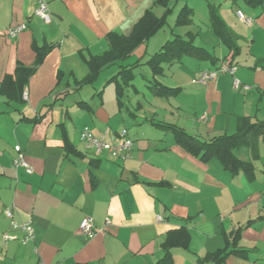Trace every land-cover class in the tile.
Masks as SVG:
<instances>
[{"label":"crops","instance_id":"crops-1","mask_svg":"<svg viewBox=\"0 0 264 264\" xmlns=\"http://www.w3.org/2000/svg\"><path fill=\"white\" fill-rule=\"evenodd\" d=\"M44 1L49 24L35 15L37 0H0V88L6 76L14 78L17 66L35 65L36 48L51 47L25 85L26 98L8 101L0 93V264H207L206 256L226 247L245 254L228 256L223 264H264V139L241 153L240 158L253 165L250 179L242 173L231 175L215 158L199 161L170 130L174 126L208 141L235 133L241 118L264 121V68L256 63L264 64V5L250 8L239 2L242 9L232 0H204L207 30L226 52L217 58L196 46L210 57H184L164 65L163 75L155 80L179 92L156 96L148 88L153 75L146 63L179 35L171 31L172 38L166 36L159 48L161 38L150 46L165 25L123 62L102 66L91 82L87 62L109 51L110 33L131 37L148 11L161 18L165 8L157 0ZM188 1L183 6L193 11L192 23L175 27L182 6L173 29L193 26L195 12ZM209 4L238 37L234 57L209 25ZM238 11L252 23L239 22ZM236 20L241 32L227 26ZM18 25L25 29L16 39L8 38L7 31ZM242 43L249 44L244 54ZM149 46L154 52H148ZM222 62L236 67L233 76L221 75L205 85L195 82ZM121 67H134V79L119 105L112 78L119 81ZM141 67L150 71L151 78L144 80L152 97L133 104L130 92L140 94L134 81ZM234 79L249 90L234 89ZM110 85L114 103L104 99ZM85 127L109 143L127 131L133 144L129 158L120 161L85 151L79 140ZM15 146L33 174L12 169ZM6 209L16 223L31 222L32 243L20 242L22 234L11 230ZM85 219L100 230L90 240L79 232ZM105 221L110 224L105 226ZM182 226L189 234L188 248L171 246L162 261L168 233ZM5 232L16 239L3 245Z\"/></svg>","mask_w":264,"mask_h":264},{"label":"trees","instance_id":"trees-1","mask_svg":"<svg viewBox=\"0 0 264 264\" xmlns=\"http://www.w3.org/2000/svg\"><path fill=\"white\" fill-rule=\"evenodd\" d=\"M233 3L244 2L250 8H257L264 5V0H232ZM157 5L165 8V13L161 18L156 17L152 12L145 13L143 18L135 25L133 34L129 38H124L116 33L108 35L110 49L104 57L91 59L87 62L91 75L88 81L91 82L98 74L100 68L104 65H114L121 63L128 58L133 49L142 42L149 39L156 32H158L164 25L166 17L171 12L172 3L168 0H157ZM209 25L213 33L220 39V41L231 51L234 57L238 51V37L230 32L223 21L217 14L215 6L209 4ZM193 11L186 5L180 10L177 15L175 27H185L192 23ZM195 35L191 32L186 33L185 36L174 35L173 38L167 41L158 52L152 55L147 61V66L150 68L153 79L148 82V88L156 96H173L177 95L178 89H167L155 80V77H160L164 72V65H172L178 63L184 57H195L197 59H206L210 55L205 50L196 47L193 44ZM51 49V47L36 48V63L33 67L26 68L17 66L14 78L6 76L0 88V93L11 101L13 97L23 99L22 93L24 91L27 81L35 72L37 67L41 64L44 56ZM257 65L264 68L263 62L257 60ZM133 68L121 67L118 77L112 78L115 85L117 102L121 105V97L126 87L131 86L134 79ZM172 131L175 141L185 148L188 152L193 154L203 163H207L210 159H217L223 166L224 170L231 175L242 173L248 178L254 177L253 165L250 161L242 160L239 155L245 151L254 149L259 139H264V121H252L249 118H241L238 121L235 133L231 135H223L214 137L208 141H200L181 129L172 126ZM92 182L95 180L92 177ZM189 234L186 227L182 226L175 231H171L167 235L165 242V255L162 261L166 260L169 255L171 246H178L181 248H188ZM245 251L236 249L234 247L221 249L213 254L206 256L203 261L207 264H223L228 256H243Z\"/></svg>","mask_w":264,"mask_h":264},{"label":"built area","instance_id":"built-area-1","mask_svg":"<svg viewBox=\"0 0 264 264\" xmlns=\"http://www.w3.org/2000/svg\"><path fill=\"white\" fill-rule=\"evenodd\" d=\"M35 15L40 18L45 24L51 22V16L48 12L47 4L44 0H37V9ZM236 17L239 21L246 25L252 23V19H249L238 11ZM25 29V25H18L12 27L7 31V36L10 39H16L18 35ZM236 72V67L225 62H222L215 70L209 72H203L199 75L195 81L199 84L205 85L209 81L216 79L221 75L233 76ZM234 89H242L244 91L249 90L248 86L240 84V82L234 79ZM23 98H26V94H23ZM113 143L106 141V136L96 137L88 128H83L79 133V140L83 145V148L87 152L93 153L95 156L106 155L114 160L124 161L129 158V154L132 149V141L128 138L127 131H122L120 134L114 137ZM14 157L12 159V169L15 171L22 170L26 175L33 174V169L26 161L24 154L19 146L13 148ZM4 216L10 221V228L13 231H20L22 236L20 242L24 245L32 243L34 241V229L31 222L16 223L13 220V213L10 209L4 211ZM157 221H161L160 217H157ZM110 224L109 221H105V226ZM79 232L88 240L94 238V236L100 232L94 227L93 222L90 219H85L79 226ZM16 238L9 234H2V244L6 245Z\"/></svg>","mask_w":264,"mask_h":264},{"label":"rangeland","instance_id":"rangeland-1","mask_svg":"<svg viewBox=\"0 0 264 264\" xmlns=\"http://www.w3.org/2000/svg\"><path fill=\"white\" fill-rule=\"evenodd\" d=\"M186 1L187 0H177L176 1V3L173 6V12L170 15H168L166 18L165 27L150 40V46L152 45L153 42L157 41V39L161 38V40L156 45V48H159V46H160L159 44L164 42L163 40L166 36H169L168 37L169 39L172 38L171 31H173L174 34L183 35L185 31L190 30L191 32L197 34L195 39H194V42H193L195 46H204V48H206L209 52L214 54L217 58H222L221 52L223 53L225 51V49L221 45L217 44L216 37L211 32H209L207 30L208 13L206 11V7H205L206 5L204 3V0H189L188 1V6L192 7L194 12H195V15L193 18V26H191L189 29H187V28H174L173 29L175 17L177 15V13L179 12V10L181 9V7L186 3ZM174 2H175V0H172V4ZM237 4L242 9H245V7L242 3L238 2ZM157 13H159V10ZM237 20L235 21V23H233V22L228 23L227 26L230 29H232L233 31L241 32L243 30V27L240 24H238ZM239 22H241V21H239ZM242 24H244V23H242ZM248 45L249 44H247V43L240 44L241 50L243 52L242 54H244L246 52V50L249 48ZM150 46H149L148 52L149 53L154 52L151 50ZM156 50H158V49H156ZM241 58H242V56L238 57V62H241ZM113 72H115V71H113ZM109 75H110V72L103 74L100 77V81L104 82L106 77ZM144 77H146V80H148L151 78V74H150V71L148 70V68L141 67L137 70L135 81H134V85L138 89L140 94L134 95L132 92H130L133 104H135L137 100L146 102V100H149L152 97L148 92V89L146 87L147 82L144 80ZM101 88L102 87H100L99 90H101ZM109 98L114 103V91H113L112 85H110L104 89V99L106 101H109ZM241 156H242V154L239 155V157H241Z\"/></svg>","mask_w":264,"mask_h":264}]
</instances>
